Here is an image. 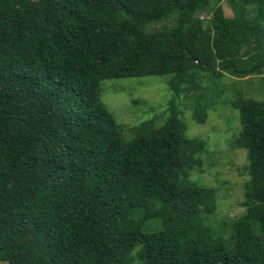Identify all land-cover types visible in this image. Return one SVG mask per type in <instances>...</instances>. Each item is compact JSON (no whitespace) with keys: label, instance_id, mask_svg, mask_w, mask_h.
<instances>
[{"label":"trees","instance_id":"trees-1","mask_svg":"<svg viewBox=\"0 0 264 264\" xmlns=\"http://www.w3.org/2000/svg\"><path fill=\"white\" fill-rule=\"evenodd\" d=\"M229 6L0 0V261L264 264V100L230 101L249 177L243 213L219 225L232 249L210 224L217 190L189 179L208 143L176 110L184 98L202 124L227 74L264 81V0ZM144 76H168L163 120L122 126L100 82Z\"/></svg>","mask_w":264,"mask_h":264},{"label":"rangeland","instance_id":"rangeland-1","mask_svg":"<svg viewBox=\"0 0 264 264\" xmlns=\"http://www.w3.org/2000/svg\"><path fill=\"white\" fill-rule=\"evenodd\" d=\"M221 4L224 13L230 16L229 0H221ZM199 16L205 17L204 14ZM173 20L175 15L151 25L150 29L170 26ZM260 77L237 79L227 74L214 87L217 104L208 112L202 124L193 120L192 111L185 107L187 101L184 98L176 103V110L182 111L180 116L187 125V135L199 136L208 143L206 152L202 154V169L191 171L189 179L217 190V210L209 220L228 249L233 248L229 239L230 232L219 225L227 226L232 219L243 213L244 208L240 202L243 199L244 184L249 178L243 170L247 164L246 150L231 145L233 136L241 130V123L238 111L231 107L230 101L239 94L264 100V81ZM167 78L144 76L105 79L100 82L99 97L122 126H134L143 120L155 118L157 124H160L171 98ZM0 264L8 262L0 261Z\"/></svg>","mask_w":264,"mask_h":264}]
</instances>
